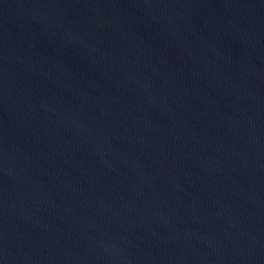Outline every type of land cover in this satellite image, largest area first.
<instances>
[{
	"label": "water",
	"instance_id": "obj_1",
	"mask_svg": "<svg viewBox=\"0 0 264 264\" xmlns=\"http://www.w3.org/2000/svg\"><path fill=\"white\" fill-rule=\"evenodd\" d=\"M0 264H264V0H0Z\"/></svg>",
	"mask_w": 264,
	"mask_h": 264
}]
</instances>
